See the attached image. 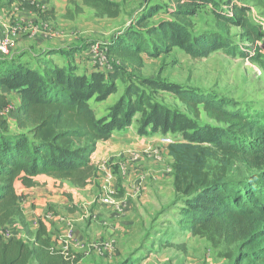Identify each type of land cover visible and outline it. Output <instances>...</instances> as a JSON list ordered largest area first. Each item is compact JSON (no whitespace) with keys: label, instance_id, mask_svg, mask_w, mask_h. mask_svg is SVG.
Wrapping results in <instances>:
<instances>
[{"label":"rangeland","instance_id":"1","mask_svg":"<svg viewBox=\"0 0 264 264\" xmlns=\"http://www.w3.org/2000/svg\"><path fill=\"white\" fill-rule=\"evenodd\" d=\"M24 1L36 10H44L45 5L50 7L55 3L68 4L65 8L59 7L62 12L65 9L66 15L57 13L56 17L54 9H48L54 13L53 20L48 21L42 32L49 35L45 36L46 43L58 46V52L49 57V61L59 66H74L78 75L87 77L96 73L114 74L120 65L121 79L115 82L116 92L106 99L94 97L90 106L96 116L104 120H110L115 109L121 106L122 111L112 139L97 146L93 156L96 175L87 188L77 187V191L72 192L68 181L53 185L62 202L43 203L32 199L25 203L22 195L20 204L25 226L19 219H13L9 228L13 235L32 248L38 230L35 224L44 220L52 245L57 247L56 238L67 227H72L81 242L74 247L75 259L68 264H233L232 248L214 235H193L182 222L187 207L184 196L175 189L174 161L168 147L186 142L187 132L194 134L195 142L210 146L208 135L201 134L203 126L223 127L203 111L200 118L194 117L181 101L184 95L210 97L228 109L249 113L264 110V74H259L260 67L223 51L209 58L193 59L176 48L160 57L143 55L144 68L141 73L134 74L129 66L108 54L116 37L123 33L126 36L129 29L145 34L137 27V21L150 12H154L148 22L150 26L174 20L172 12L178 8L177 0H111L121 6L118 19L100 17L96 11L82 8V0H23V4L0 12V38L13 42L11 55L5 58L13 56L18 36H30L25 30L27 27L21 25V16H16L19 13L16 7L22 11L20 6H25ZM234 4L248 6L250 19L264 24V0H200L195 7L196 15L191 18L194 31L210 42L223 36L240 46L241 31L234 28L229 35L224 33L216 17L217 13L231 12ZM71 23L75 25L71 27ZM30 24L32 29H38V21ZM7 26L11 30L8 35L4 30ZM60 26L66 27L63 32L67 38L57 36ZM14 29L19 31L18 36ZM94 45L104 48V56L91 54ZM141 95L144 111L136 114L131 125L122 126L120 121L127 111V103L137 104ZM153 108L160 115L151 118ZM167 117L169 123L165 124ZM15 118L16 115H11L8 119L12 130H16ZM156 123L159 124L157 130ZM137 154L140 157L136 159ZM208 164L212 176L220 163L210 159ZM129 173L136 174L137 181L133 178V182H125L122 176L126 178ZM236 174L235 169L230 171V175ZM107 178L111 180L108 182ZM19 184L17 187L21 186ZM106 187L112 192L113 206L100 203ZM95 213L99 215L97 218H94ZM65 214L69 215L70 222L59 220ZM47 215L58 218L59 223L46 219ZM30 264H38L35 255Z\"/></svg>","mask_w":264,"mask_h":264},{"label":"trees","instance_id":"2","mask_svg":"<svg viewBox=\"0 0 264 264\" xmlns=\"http://www.w3.org/2000/svg\"><path fill=\"white\" fill-rule=\"evenodd\" d=\"M20 1L0 0V12L11 10ZM82 1L100 17L121 15V6L115 2ZM177 1L178 8L172 12L174 20L150 26L148 22L154 15L150 12L137 21L145 34L129 29L126 36L123 33L116 37L108 54L139 74L144 68L143 55L160 57L179 48L193 59H205L223 51L258 65L264 73V30L261 23L250 19L251 8L234 4L231 12L216 15L224 33L229 35L234 28L241 31L242 44L237 46L227 37L210 42L194 31L191 18L200 0ZM20 8L35 12L43 22L53 20V11L36 10L31 5ZM44 66L40 70L29 63L0 58V228L16 218L25 226L17 183L33 188L37 177L47 176L76 187L88 186L96 175L93 156L97 146L112 139L121 116L122 106L115 109L110 120L99 119L90 106L94 97L106 99L116 92L120 65L114 74L96 73L90 77L78 75L74 66H51L47 62ZM3 88L21 94L15 131L2 115L10 105ZM137 101L127 103L122 126L131 125L136 114L144 111L143 95ZM181 101L194 117L200 118L203 111L223 126H203L201 134L208 135L210 146L195 142L194 134L187 132L186 142L168 147L174 161L175 189L184 196L187 207L182 222L193 235H214L232 248L233 264H264V110L249 113L228 109L203 96L184 95ZM158 115L160 112L156 114L153 108L151 118ZM154 125L157 130L159 124ZM210 159L220 163L212 176L208 172ZM233 169L237 173L234 176L230 175ZM32 248L23 240L0 237V264H30L34 255L38 264L71 262L53 247L43 221Z\"/></svg>","mask_w":264,"mask_h":264},{"label":"crops","instance_id":"3","mask_svg":"<svg viewBox=\"0 0 264 264\" xmlns=\"http://www.w3.org/2000/svg\"><path fill=\"white\" fill-rule=\"evenodd\" d=\"M108 1H111V0H108ZM115 3L118 4V2H115ZM19 4H23V0H21ZM24 5H26V2L24 3ZM67 5H68L67 3L65 4V6L58 4V3H55V4H52V6H50V7L45 5L43 8L46 10L54 9V12H55L56 17H57V13L64 14V15L67 14L65 9H64V12L59 10V7L65 8ZM81 7L83 8L85 6L82 5ZM85 8L92 9L90 7H85ZM16 10L19 13L25 12L24 14L17 13L16 16H18V17L21 16V18L23 19V23H21V25H25V27H27V29L25 28V30L29 31L30 36H28V37L25 36V38H24V37L17 35L18 38H16V40H17L16 41L17 42L16 48H15V51L13 52V56L10 57L9 59H11V58L15 59L16 61H18L20 63H29L34 68L40 69V70L45 67L44 66L45 62H47L51 66H59V65L53 64L51 61H49V59H50L49 57H53L56 55V53H52V52L57 51L56 48L58 46L52 47V45H49V43H46L47 37H45V36L46 35L49 36V35L46 34L45 32H42V29L44 28V26L48 22L41 21L39 16L35 12H31L27 9H21L22 11H20V9L18 7H16ZM92 10H94V9H92ZM118 18H120V17H118ZM118 18H113V19H118ZM37 21H38V25H37L38 29H32L30 23H32V22L37 23ZM62 22H63V20H62ZM19 25H20V23H19ZM71 25H72L71 27H73V25H75V24L71 23ZM64 29L66 30V27L60 26V29H59L60 33H58L57 36H59L60 38L66 37V35L63 32ZM4 30H5V32H7V35H8L9 31H11L10 26L5 27ZM74 30H75V28H74ZM59 37H57V38H59ZM30 51H36V52L31 53ZM65 55H64V57H65ZM33 63L42 64L43 67H40V68L36 67ZM60 67H66V66L63 65ZM2 93L8 98V101H9L10 105L12 106V112L8 116V119L11 115H13V116L16 115V117H18L19 107L21 106V94L18 93L17 91H12V90H9L7 88H3ZM15 119L17 121V118H15ZM11 129H12V127H11ZM12 131H15V130H12ZM127 175H128V177L125 178L124 176H122V178L128 184L130 182H133L132 181L133 178H135L134 181L137 178H139V177H137L136 174L133 175V173H129ZM153 175L155 176V173H153ZM36 183H37L36 186L33 188H25L22 185L17 187V192H18V196H19V204H20V201H21L20 199H21L22 195L26 198L25 203H28V201H30L32 199L33 200L39 199L43 203H44V201H45V203H50V202L56 201V200H59L61 202L63 201L62 199H60V196L58 195L57 191L55 189H53V185H55V184L58 185L60 183H67V182L62 181V180H57V179L47 177V176H39L36 178ZM68 183L70 185H72V192H76L77 189L80 188V187L77 188L76 186H74L70 182H68ZM147 184L144 188L147 187ZM39 190H42V191H39ZM61 192H63V191H61ZM20 206H21V204H20ZM98 216L99 215L97 213L94 214V218H97ZM68 217H69V215L65 214V215L61 216V218L59 217V220H62V221L64 220V221L70 222L71 220H69ZM59 220L57 221L58 223H59ZM132 223L134 224V222H132ZM107 224L109 225V223H107ZM7 227L8 228L11 227V222L7 225ZM113 252H114V250H113Z\"/></svg>","mask_w":264,"mask_h":264},{"label":"built area","instance_id":"4","mask_svg":"<svg viewBox=\"0 0 264 264\" xmlns=\"http://www.w3.org/2000/svg\"><path fill=\"white\" fill-rule=\"evenodd\" d=\"M262 25H263V30H264V24ZM18 33L19 31L14 29V34L18 35ZM12 48H13V42H9L7 39L4 40L0 38V56L2 58L10 56L12 52ZM91 51H92L91 53L92 55H98L100 57L104 56L105 54L104 48L102 46L100 47L99 45L92 46ZM258 72L260 75H262L263 73L261 70H258ZM11 112H12V106L8 105V107L2 112V115L8 118ZM139 157L140 156L138 154L135 155L136 159ZM110 180H111L110 178L106 179V181L108 182ZM111 195H112V192H110L109 189L106 187L105 193L100 199V203L106 206L115 205V202L113 201ZM116 210L119 211V208H116ZM46 219L48 220L55 219V221H58V218H54L53 215H47ZM42 221L44 222V220ZM35 228L36 230L39 228L38 223L35 224ZM0 237H2L5 240H11V239L19 240L13 235V233L10 231V229L7 226L4 228H0ZM79 241H80L79 234L72 227H67L64 233L61 236L56 238V243L58 246L56 247L54 244L53 247L56 250L61 251L62 254L65 255L66 260L73 261L75 259V255L73 254V249L74 247L80 245Z\"/></svg>","mask_w":264,"mask_h":264}]
</instances>
